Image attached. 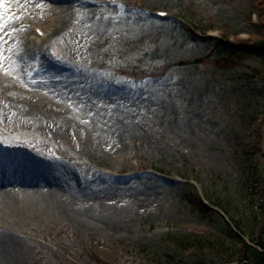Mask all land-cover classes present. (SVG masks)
<instances>
[{
  "label": "rangeland",
  "instance_id": "rangeland-1",
  "mask_svg": "<svg viewBox=\"0 0 264 264\" xmlns=\"http://www.w3.org/2000/svg\"><path fill=\"white\" fill-rule=\"evenodd\" d=\"M101 1L0 0V152L65 181L3 187L0 264H227L216 204L264 238V0Z\"/></svg>",
  "mask_w": 264,
  "mask_h": 264
},
{
  "label": "trees",
  "instance_id": "trees-1",
  "mask_svg": "<svg viewBox=\"0 0 264 264\" xmlns=\"http://www.w3.org/2000/svg\"><path fill=\"white\" fill-rule=\"evenodd\" d=\"M173 23H176V24H179L180 26H182L183 28L186 29V31H188L192 38L194 40H201L200 36L196 35L194 32H192L189 27L185 26L184 24L180 23L179 21H173ZM224 45H227L224 44ZM222 47H223V44H222ZM230 49V51H233L235 52V50L237 49L236 46L234 45H229L228 46ZM226 47V48H227ZM243 51H246V52H256V49L255 47H250V48H244ZM194 187V186H193ZM195 189V187H194ZM197 192V191H196ZM192 197V196H191ZM191 197H190V200H191ZM196 201L193 202V204L195 205V207L198 208V210L200 211H209V210H212L211 207L209 205H207V203L204 202V200L198 196V198H195ZM249 201L255 205L250 199ZM223 208L225 209V211L231 216V219L233 220L235 226L239 229V230H242L241 228V225L238 221H234V215L232 214V209L231 207H229L228 205H222ZM264 207V206H263ZM251 218L253 220H255L256 222L260 221L261 220V213H257L256 211L254 212L253 216H251ZM227 225H226V231L229 233L230 235V241H229V244L233 242H237V241H240V243L242 242L243 244V254L241 255H238L237 257L235 256L236 253L238 252L237 250H235V255H230L228 256V264H264V238L261 237L257 242L259 244V247L251 244V243H248L242 236H240V234L234 230V228H232L230 226V224L228 222H225ZM253 224L251 223V229L254 231L255 228L254 226H252ZM247 234L249 235V237L252 239H254L253 235L254 233H250V232H247ZM231 239H233L231 241ZM203 243H206L207 244V240L206 239H203ZM233 261H238L237 263H233Z\"/></svg>",
  "mask_w": 264,
  "mask_h": 264
},
{
  "label": "bare ground",
  "instance_id": "bare-ground-1",
  "mask_svg": "<svg viewBox=\"0 0 264 264\" xmlns=\"http://www.w3.org/2000/svg\"><path fill=\"white\" fill-rule=\"evenodd\" d=\"M26 30L27 28H23ZM17 158H20V163H15L11 170L7 175H3L0 177V191H6L7 185L12 184V186L16 187L18 184L20 187L30 186L35 183L43 184V183H53L56 185L62 184L65 187V181L62 176L59 174L60 172L57 169H54L50 164L44 163L43 161H34L27 159H21V156L18 155ZM8 164L10 163V159L6 160ZM4 174V173H3ZM134 175V174H132ZM2 232L0 236V248L10 249L12 244L10 243V239L6 240ZM12 238V237H11ZM10 264V263H8Z\"/></svg>",
  "mask_w": 264,
  "mask_h": 264
}]
</instances>
